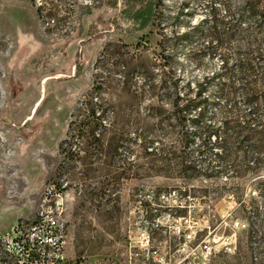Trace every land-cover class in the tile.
Wrapping results in <instances>:
<instances>
[{
	"label": "rangeland",
	"instance_id": "obj_1",
	"mask_svg": "<svg viewBox=\"0 0 264 264\" xmlns=\"http://www.w3.org/2000/svg\"><path fill=\"white\" fill-rule=\"evenodd\" d=\"M222 1L165 0V31L196 25L212 4L223 16ZM140 5V0H0V236L16 221H32L50 186H64L72 256L123 262L129 230L139 226L149 227L155 245L175 250L179 239L171 218L191 212L197 242L209 231L236 232L235 252L225 251L220 241L210 264H254L255 252L264 264V160L257 172L240 176L223 171L181 177L175 159L147 156L141 139L159 129L156 105L165 81L177 74L182 91L189 81L194 87L220 71L221 58L193 54L200 46L197 32L163 54L161 27L152 19L142 28ZM168 54L174 59H166ZM215 89L210 86L211 96ZM89 99L104 109L107 128H99L100 141L76 131ZM171 136L175 141L178 134ZM215 136L207 146L213 152L220 149ZM200 143L197 138L190 145L195 156ZM226 163L245 166L240 158ZM209 164L217 163L204 157L199 166ZM157 219L162 223L156 225ZM237 221L247 228H238Z\"/></svg>",
	"mask_w": 264,
	"mask_h": 264
},
{
	"label": "trees",
	"instance_id": "obj_2",
	"mask_svg": "<svg viewBox=\"0 0 264 264\" xmlns=\"http://www.w3.org/2000/svg\"><path fill=\"white\" fill-rule=\"evenodd\" d=\"M140 2L138 19L142 28L152 19L161 27L158 45L163 54L190 41L192 33L197 32L200 46L198 50H191L193 54L221 58L220 71L205 75L194 87L189 81L182 91L177 74L165 81L163 97L157 99L156 105L160 112L156 119L159 129L155 135H143L141 139L147 156L160 162L175 159L181 177H196L201 172L206 176L223 171H233L239 176L257 172L256 164L264 160V0H240L236 5L223 0L226 8L223 16L212 4L208 16L196 25L183 31L176 28L172 33L165 31L167 18L161 13L165 0ZM87 12H91L90 7ZM164 57L170 59L173 54ZM213 84L216 89L211 96L209 90ZM84 103L88 114L76 124V131L83 138L100 141L99 128H107L104 109L91 99ZM171 133L178 134L175 141ZM212 134H216L214 145L220 148L216 152L207 147L212 142ZM197 138L201 143L195 156L190 145ZM66 142V139L61 142L62 151ZM230 145L240 150L230 151ZM246 147L252 149L245 150ZM204 157L217 164L199 166ZM239 158L244 167H228L227 161ZM12 261L5 243L0 240V264Z\"/></svg>",
	"mask_w": 264,
	"mask_h": 264
},
{
	"label": "built area",
	"instance_id": "obj_3",
	"mask_svg": "<svg viewBox=\"0 0 264 264\" xmlns=\"http://www.w3.org/2000/svg\"><path fill=\"white\" fill-rule=\"evenodd\" d=\"M63 188L50 186L43 198V207L34 219L16 221L6 236H0L13 259L11 264H106L69 254L68 225L64 218L68 193ZM171 221L174 222L173 234L179 239L175 250L170 245H155L149 227L139 226L129 230L125 260L113 264H210L220 241L227 252H235L237 248L236 232L218 236L209 231L197 242V222L191 212L173 217ZM160 222L157 219L156 225ZM235 225L248 226L243 221ZM254 261V264H262L258 252L254 253Z\"/></svg>",
	"mask_w": 264,
	"mask_h": 264
}]
</instances>
